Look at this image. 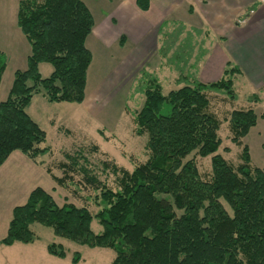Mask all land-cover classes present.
<instances>
[{
  "label": "trees",
  "instance_id": "16d2710c",
  "mask_svg": "<svg viewBox=\"0 0 264 264\" xmlns=\"http://www.w3.org/2000/svg\"><path fill=\"white\" fill-rule=\"evenodd\" d=\"M136 4L142 11L150 8V0ZM17 25L31 53L26 69L15 71L9 95L0 103V168L15 152L36 165L45 164L41 158L51 153L47 135L27 109L41 93L50 103H84L93 62L87 42L95 19L82 0H20ZM176 25L182 27L173 38L178 40L186 26L181 23L164 21L159 35ZM170 36L165 35L164 41ZM169 49H162L163 58H168ZM188 61L178 51L168 58L179 73L177 83L183 84L168 93L159 74L147 73L140 79L143 103L129 112L135 135L147 138L148 159L132 172L112 161L103 162V169L115 177L116 190L99 179L81 153L66 155V162L58 165L63 176L46 168L59 187L81 175L84 185L97 193L96 214L72 203L59 206L50 193L36 187L24 205L13 209L0 243H33L32 225L37 223L77 245L113 250L112 264H264V169L252 166L250 149L243 146L264 114L258 116L252 108L230 113L232 142L243 147L241 163L234 166L218 154L222 120L212 111L209 97L223 92L236 101L235 81L242 71L228 62L218 81L204 83L185 75ZM42 64L53 67L47 78L40 73ZM7 65L0 52V86ZM261 91L264 94V81ZM251 98L259 102L258 95ZM191 155L211 157L208 180L195 159H189ZM94 220L102 227L100 233L92 230ZM47 251L59 259L67 256L60 244L48 245ZM80 259L76 252L72 263Z\"/></svg>",
  "mask_w": 264,
  "mask_h": 264
},
{
  "label": "rangeland",
  "instance_id": "374dc122",
  "mask_svg": "<svg viewBox=\"0 0 264 264\" xmlns=\"http://www.w3.org/2000/svg\"><path fill=\"white\" fill-rule=\"evenodd\" d=\"M19 1L0 0V52L5 54L8 64L2 88L9 86L14 71L22 69L21 67L26 64V58L23 56L25 48L23 46L22 49L16 48L12 44L16 33L13 29L19 31L17 25ZM82 1H85L93 11L97 25L100 23L101 15L105 19L108 14H120V0ZM188 15L185 10L182 14L174 16L175 18H168L169 21L186 25L185 29L181 30L178 40L173 39L182 28L178 25L164 28L163 32L161 31L163 36L156 33L158 26H155L154 30L140 39L135 32L140 26H122L123 23H118L113 26L117 28L115 34L128 31L136 36L131 40L124 37L122 43L121 38H118L119 41L113 45L109 44L108 48H104L101 43L95 45L92 33L87 43L93 54V62L88 71L85 102L50 103L39 94L35 95L30 104L31 116L45 131L46 145L51 148V153L41 158L45 163L42 165L44 168H50L59 177L63 176L58 165L66 162V155L81 153L99 179L116 190L115 177L111 172L103 169V162L112 161L118 167L132 172L137 165L148 159L147 138L135 135L134 119L130 113L139 109L143 103V95L138 91L140 79H144L143 75L147 73L159 74L165 93L178 89L183 84L177 83L180 78L179 73L169 65L168 58L175 51H178L183 59L188 57L189 65L185 75L188 73L199 78L201 65L210 51L221 46L217 27L189 26ZM243 18L244 15L235 22L241 23ZM165 35H171L167 38V42H172L173 45L164 41ZM112 40L108 42L111 43ZM181 43H184V46L180 45ZM165 46L170 47L168 58H163L161 54ZM52 72L53 67L50 64H44L40 70L43 78L49 77ZM235 91L237 100L234 102H231L223 92L211 93L209 98L212 111L222 120L219 131L222 146L218 154L237 166L241 163L243 147L232 142L229 115L235 109H244L248 106H252L258 116L264 114V94L248 79L240 77L235 81ZM253 94L258 95V103L251 98ZM245 145L252 154V166L264 169V122L261 121L253 135L246 140L243 139V146ZM94 147H97L96 151ZM191 158L195 159L202 177L208 180L211 176V157L201 158L191 155L189 159ZM12 169V172L3 178L4 181L9 178L11 180L0 185V242L7 234L13 209L24 205L27 200L22 197L24 192L20 188L19 192L9 190L8 186L13 179L15 180V174L21 173L18 165ZM73 177L72 182L67 181L65 187H59L50 175L44 173L41 179L33 181V185H39L50 193L59 206L72 203L77 207H88L93 214H96L98 207L94 205L93 199L97 193L84 185L81 175L75 174ZM227 210L230 212L229 207ZM91 227L96 234L102 231L96 220L92 222ZM32 231L36 238L31 244L16 243L12 246H4L0 243V264H73L72 259L76 252L81 255L77 264H112L115 258V252L111 249L77 245L57 237L52 229L37 223L32 225ZM50 244L63 245L67 253L66 258L59 259L50 255L47 251Z\"/></svg>",
  "mask_w": 264,
  "mask_h": 264
},
{
  "label": "crops",
  "instance_id": "0c3cea01",
  "mask_svg": "<svg viewBox=\"0 0 264 264\" xmlns=\"http://www.w3.org/2000/svg\"><path fill=\"white\" fill-rule=\"evenodd\" d=\"M120 1V14H108L105 16V19L101 15L100 25H97L95 22L92 39L95 45L101 43L104 48H108L110 46L109 44H115L116 41H119L118 38L122 36L126 37L127 40L134 39L136 34H131L128 31H121L115 34L117 28L113 26H116L118 23H123L122 26H140V29L138 31L135 30V32H137V36L141 39L149 31L154 30L155 26H158L156 32L158 33L159 26L164 21L170 17L182 14L186 10L189 14L187 20L190 24L189 26H215L214 28H218L217 32L219 35H217L221 42L220 48L217 47L216 50L212 49L202 63L198 79L204 83L218 81L222 77L226 64L231 62L242 71L241 75L237 78H246L261 90L264 81V0L262 2L260 0H150V8L148 11L140 10L136 4L137 0ZM90 11L93 14L91 9ZM242 15H244V18L241 23H236L235 21ZM13 30L16 33L13 37L12 44L16 48L22 49V46L25 48V54L23 56L26 58V64L25 66L23 65L24 67H21V70H24L27 67V59L31 53V48L20 29L19 31L16 29ZM156 37L157 35L155 36V41ZM111 40L113 42L109 43L108 41ZM43 65H40V70ZM7 70L8 67L3 78ZM13 80L14 77L6 88L0 86V103L7 99ZM248 108L253 109L252 106L244 109ZM31 110V106H29L27 113L33 119L30 113ZM261 121L264 122V118L259 119L256 127L251 129L244 140L255 133ZM10 164L13 167L18 165L21 173L15 174L16 178L11 181L12 184H9V190L19 192L18 189L20 188L24 192L22 197L26 199H28L29 194L36 187H39V185H33V181L41 179L44 173L49 175L44 166L39 167L20 152H15L0 168V177L2 178L0 179V185L11 180V178L7 181L3 180L13 170V167L9 166ZM27 189L29 190L27 191Z\"/></svg>",
  "mask_w": 264,
  "mask_h": 264
}]
</instances>
